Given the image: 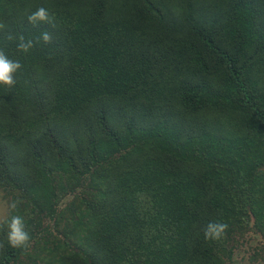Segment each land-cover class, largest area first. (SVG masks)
Listing matches in <instances>:
<instances>
[{
  "label": "trees",
  "instance_id": "trees-1",
  "mask_svg": "<svg viewBox=\"0 0 264 264\" xmlns=\"http://www.w3.org/2000/svg\"><path fill=\"white\" fill-rule=\"evenodd\" d=\"M41 6L55 27L28 21ZM0 21L23 65L0 85L20 202L0 264H234L253 240L264 260V0H0ZM45 30L28 53L7 39Z\"/></svg>",
  "mask_w": 264,
  "mask_h": 264
},
{
  "label": "clouds",
  "instance_id": "clouds-1",
  "mask_svg": "<svg viewBox=\"0 0 264 264\" xmlns=\"http://www.w3.org/2000/svg\"><path fill=\"white\" fill-rule=\"evenodd\" d=\"M28 21L37 26L40 22H45L55 27V20L53 15L43 6L39 7L36 11L27 16ZM7 26L4 22L0 21V31H6ZM8 40H18L17 49L23 53H28L37 43L42 40L45 44H50L53 41L52 33L49 31H43L40 36L34 38H26L23 34L14 37L9 34ZM23 67L18 60L11 59L3 48H0V85H6L12 88L17 83L16 74ZM19 201H13L9 207L15 210ZM7 222V239L12 248L27 249L30 246V234L26 230L24 219L20 215L11 216ZM228 228L227 223L221 222H209L204 229V235L206 239L219 240ZM3 245L0 244V248Z\"/></svg>",
  "mask_w": 264,
  "mask_h": 264
},
{
  "label": "rangeland",
  "instance_id": "rangeland-1",
  "mask_svg": "<svg viewBox=\"0 0 264 264\" xmlns=\"http://www.w3.org/2000/svg\"><path fill=\"white\" fill-rule=\"evenodd\" d=\"M9 208V199L6 197L3 191H0V223L7 217ZM263 249L261 243H257L254 240L250 243L238 248L236 252V260L234 264H264V260L261 258L255 259V256L259 255Z\"/></svg>",
  "mask_w": 264,
  "mask_h": 264
}]
</instances>
